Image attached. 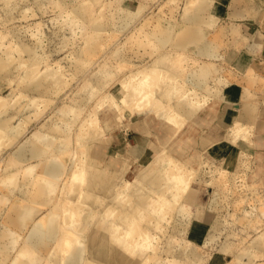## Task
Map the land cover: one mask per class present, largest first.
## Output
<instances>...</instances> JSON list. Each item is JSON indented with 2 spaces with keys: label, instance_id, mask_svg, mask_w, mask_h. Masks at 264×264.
I'll use <instances>...</instances> for the list:
<instances>
[{
  "label": "rangeland",
  "instance_id": "obj_1",
  "mask_svg": "<svg viewBox=\"0 0 264 264\" xmlns=\"http://www.w3.org/2000/svg\"><path fill=\"white\" fill-rule=\"evenodd\" d=\"M83 1L84 0H0V57L6 54L5 50L7 45L9 46L10 44L11 46L12 44L13 47L19 46L22 43H27L32 47V55L34 57L33 59L38 60V63L33 67L20 64L22 60L19 58V53L15 51L14 53L17 57L14 61L11 62L10 66L8 67V74L6 75L4 72H0V118L6 117L8 115V112L12 109H20V106L22 107V112H20V114L13 119V123L17 124L22 116L26 115L28 117L26 121L27 124L24 123V132L18 137L19 140L16 138L14 141L10 142L11 144L9 143L7 146L4 144V142L2 145H0V178L2 179L4 178V174H6V172H16L19 168V165L13 161H17V158L14 154L16 149L20 146L26 145L32 139L33 141H36L38 143L39 140H37L36 136L34 135L35 131H38L39 135H37V137L39 138L43 137L45 133L47 134V127L45 128V125H43V123L47 125L59 123L62 125V127L68 129L71 127V129H69L71 130V132L69 131L71 137L70 140H68L69 149L70 151H72L73 149L79 150L80 148V150H82V147H80L79 144L81 143V141H78V135L81 131L80 129H82V126H80L81 117L79 116V119L76 123L73 122L74 126L69 121L67 122V125L64 124L65 126H63V117L62 115H60V113H58L61 107H63L67 103L73 105L77 98L79 99L85 94V96L91 98L89 99L88 104L84 106L87 109H83L82 115L80 113V115L84 117L85 113L94 108V103H96L95 98L98 99V95H100V92L102 93V91L98 88H93L95 91L97 90L96 93L93 89V91L89 90L90 92H88V89L91 86L88 84L90 86L88 87L86 84L89 82L91 83L89 77H91V75H94L92 73L102 72L104 68L111 71L112 76L108 75V78H106L109 81V83L106 81L108 83L106 85H108L109 88H104V91H107L112 89L119 82V79H123L122 77L126 76V74L130 72L129 70L139 68L142 65L144 66L146 64H149L152 59H154L159 54L166 52V50L172 51L171 47H164L162 45H159V43L155 42L154 39L149 38V36L147 35L148 32H150L151 30L155 31L164 25H168V28L171 29L173 25L174 30L172 31L175 32L174 35H180L182 28L180 31L178 27H181L182 25L184 27L188 19V13H190L191 11H195L193 9V4L199 2L197 0L195 2H193L194 0H100V2H98V0H94V3H92L90 2V0H85L86 2L90 3V10L91 12L93 11L92 15L88 19V17L83 18L75 12V9L81 6ZM250 1L255 3L256 5H264V0ZM211 3L213 5L212 10H216L214 11L216 16L215 14L211 16H215L214 19L217 20L215 22V20H212L213 17L210 16L211 22H215V25L214 23H209L210 25L208 24L207 26V23H205L202 26L203 29L202 27L201 29L203 30L202 34L205 35L204 38H207L208 36H213L214 33H216L215 35L218 36L217 32H220L221 30L223 31H221V35L219 34V40L217 39L218 45L216 44V40L213 42L215 43L213 44V47H216L214 56L211 57L212 60H210V57L201 54V51L198 50V47L195 44H187V50H184V65L188 66L186 68L187 73L195 72L198 69H203V66L208 65V67H210L212 70L207 76V80L209 82H212V79L216 76V74H219L221 78H227L230 83L228 81H225V84L223 83L218 85L220 86L222 92V98H226V93H229L234 89L237 90L239 89V87L241 88L240 92L242 94V99L240 103L244 104L248 101L250 105L248 109V115L249 117L252 116L251 119L254 116V118L248 123H242L244 126L247 127V129L244 130L249 133L250 137L248 139L241 138L239 140H233V130L236 126H238L235 123V119L237 118V116L235 115L236 117H233L232 121L227 124L226 131L223 134L224 139L232 141L238 146H240L241 141L244 143V147L241 149V154H239L236 161L234 160L230 164H227L226 162H217L218 169L214 168L213 173L207 169L204 170L201 179L205 181V184L202 185L203 187L198 190L199 192L197 193L199 194L200 199L196 203L194 202L192 204V209L186 210L184 212L178 211V208L185 204V199L182 197V194L186 188V182L182 183L181 186L177 188V190L174 189L175 191L169 194L170 199L173 201V203L175 202V207H169L165 210H161L160 212H158L159 214L165 215V219H163L164 221L155 228V232L153 233L154 235L151 237L152 247L147 250V252H150L152 255H154L150 258H146L147 261L145 259V264H156V262L158 261L161 262V260L167 261L170 259H173L175 261L174 264H213L214 260H216V264H235L236 262H238L239 264H264V210H262L264 209V172L257 165H253V162L251 161L245 149V143L247 141H251V138L255 133L256 119H258L259 121L262 116L261 111L264 109V59L254 60L253 57L250 56V53H247L244 50L240 51V48L243 47V45L241 44H244V42L242 43V41L245 40V45L247 46L251 44L248 47L250 48L249 50L252 52V49L256 47L254 43L257 41L258 44H255L259 46V44H261L259 43L261 42V40L263 41L262 43H264V37L260 33L257 34L258 36L256 34L246 35L244 33L240 22L237 21L240 17H233L230 14V10L234 5V0H211ZM214 3L216 7H214ZM196 6H194V8ZM127 7L136 8V10L140 8V10H138V12H140H137L136 15H133V18L130 19L129 23L124 22L127 18L124 15L130 14L127 13ZM257 14L258 10L252 9V11L250 10L247 13L246 18L256 16ZM210 17L208 16L207 20ZM241 19H244V17ZM102 20L104 22H102ZM101 23L105 24L107 30L104 32V36H107V33H109L108 37H106L107 44H105V48L103 46V50L98 51H101L100 54L98 53L92 57H88L89 59L86 58L84 62L81 61L82 64H78V61L74 58V50L81 48L83 45H85V42L88 38L87 35L89 36L90 34H93L95 28L98 27L97 24L101 25ZM230 23L235 25L237 24L235 30H237L238 26L239 28L241 26L240 31H235L238 32L235 33L232 30V25H230ZM169 24L171 27L169 26ZM211 24L213 25V27ZM227 24L229 25V27L227 26ZM220 27L223 28L219 30ZM177 32H180V34H178ZM224 32H227L228 34L226 33L223 36ZM240 32L242 33L241 35L245 36L238 35ZM221 37H224V41L221 40ZM257 37L262 38L256 40ZM227 40L230 41L228 42ZM218 41L222 42L219 43ZM138 49L141 52H139ZM180 52H183V50H181ZM178 53V49H175L172 51L170 57L175 58L179 56ZM121 54L125 56V59H122L123 57L120 58ZM23 57L25 60H30V56L27 53H24ZM245 57H247V59ZM28 60L27 62H29ZM75 60L77 61L78 66L80 65L79 67H81L80 69L83 74L81 73V71L76 76L72 74L71 67L75 68ZM253 63H255L257 66L255 64L252 65ZM59 64L63 65L64 72L67 71L68 80L60 87L59 90L52 89L51 92L48 93L46 96H44L43 98L40 97L38 102H36V105L33 104V102L31 101V96L33 94L27 91L26 89L28 87L32 88L33 84L35 83V80L33 81L31 78L22 77V74L29 71H33L40 74L41 72L45 71L46 67L58 66ZM99 69L102 71H99ZM112 77H114V79ZM117 78L118 80H116ZM170 78L171 75L166 76L162 79V83H166V81H168ZM86 79L90 81L86 82ZM110 79L112 80V82ZM231 82L233 84H231ZM229 85L233 87V89ZM221 87H223V89ZM83 88H86V90ZM94 95H96V97ZM73 100L74 102L72 103ZM89 107H91L92 109ZM236 109L239 112L238 107H236ZM240 109H244V107L241 106ZM138 118L139 117H135L133 118V120H137ZM153 120V124L155 126H158V124L156 123V120L158 119L153 117ZM251 121L252 123L250 124ZM126 122H128V120ZM42 125L44 128L42 127ZM128 127L125 126V123L118 124L115 122L111 125L110 129L108 130L109 134L107 133L105 135V137L109 138L110 144H112V152L111 149L109 151V153H111L108 159L109 163L112 161L113 154L116 152L118 141L120 139L121 141H126L123 144L124 147L122 148V151H120V153H117V156H120L122 161H127V163L129 162V164L125 166L123 175L119 180L121 183L127 181L131 183V188L127 189V192H129L130 195L126 194L127 196H123V201L121 200L123 204L120 202L124 206L132 205L131 203L134 198V189L136 185H138L137 183L139 182V179L133 178V176L142 168V165L137 163V161L131 162L133 161L132 158H128V149L130 148H135L137 152H142L138 147H136L138 140H140L141 138V132L137 129H131V127ZM208 129L209 127L207 126L203 127L193 125L186 129L185 134H183L181 131L180 133H176L169 141L170 144L175 141V143H179L180 138L178 137H186V142L184 143L187 147L189 145L190 146L188 149H185V151H183L182 148H176L173 145V148H171V150L174 149L175 152L179 153L178 159H180L184 163H187L185 159L193 154L194 162H191L193 164L191 165V167L194 166L195 169H199V165L201 166V163L203 161L202 156L204 155V151L202 152L201 150V154L198 157L197 154H199L200 152L197 153V151H199L200 149L198 150V144L196 145V142L198 141L199 133H204V131H207ZM244 130H238L237 132L240 135H243V137H245L246 132ZM62 138L63 136L61 135H58L56 139L54 138L53 143L50 145L51 149H49L46 154L47 156H41V158H38L39 160L37 158L32 159L33 163L38 162V164L35 166V168L37 167L35 172H39L41 166L44 163H48L47 161L49 158L58 159L57 155L60 152L58 151V149L61 148V145H63ZM145 138L146 141H148V138H151L154 143H156V145H153L154 151H148L147 154L143 156L142 160L144 161V163L148 162V160H151L152 158H155L156 155L163 150V147L158 145V139L154 133L150 134L148 138ZM78 154L71 155V153H69L65 155V158H67L68 163H66L67 171L70 170L72 164L75 165L77 162H79L78 160L81 159L80 157L83 156L81 152ZM246 160L249 161L247 162V164L244 162ZM174 171L175 173L172 171L171 174L173 178L176 175V170ZM19 174L21 176H19ZM17 177L19 178L18 181H16V185L15 183L11 186L9 185V188H7V190L6 186L8 185V180L7 183L4 184L5 186L0 180L2 182H0V192L5 191V193L9 196L8 199L10 198L9 200L7 199V197L6 199L0 198L2 202V199H4L5 201H9H7V203H5V201L3 203L0 202L2 203V212L0 214V230L4 227V218L12 211L14 206L18 207L19 204L21 208L22 205H24L25 208H21L24 213L29 211L28 207H30L31 211L33 210L34 212L33 214L27 217H21L24 219H22L21 222L23 223V221H26L24 222L26 223V225L23 226V223L21 225V228L23 229L21 230L14 229V232H17L16 235H13V237L8 235L10 239H7L8 236L7 238H0L3 245H6L8 243V240L10 241L12 238V240H14L13 243L16 242L14 243V247V245L12 246V241H10L11 244L9 242L7 245L11 246H7L6 248L8 249H6L0 241V264H12V259H14L15 255L18 256L23 250V248L26 249V246L29 248V245L26 242V237L33 229L36 220L41 218L40 216H44L46 212H48L47 210H49V204L41 205V203H31L29 201H22L21 199L19 201V197L17 196V194L20 196L19 188L21 183H23L24 181V173L18 172ZM57 178L54 179V182L58 183L55 184L54 192L51 193V197L52 199H54L53 201L57 200V198H60L61 196H65V192H70L73 190L71 186L68 190L69 183L70 185H72V183L69 182V180L71 179L70 173H65L61 178ZM56 179L59 181H56ZM64 184H67L68 186H64ZM10 187L13 190H11ZM63 187H65V191L61 192L60 189L62 190ZM143 187H145V189L147 190L150 189L148 188L150 187V185L148 184ZM84 192L85 195L83 193V197L87 196V191L85 190ZM6 194L5 196H7ZM214 194L217 196V207L215 210L207 211L206 207L209 205V200L211 197H213ZM151 197H153L152 194ZM81 203H83L81 202V200L80 202L77 200L75 203H73L74 205H70L72 206V211L69 207V211H71L70 213L67 209L68 207L66 206V208L63 206L64 208H61L60 210L61 212H63H60V220L62 221L63 219L67 218L69 219L68 221L71 222L73 219L79 216L77 219L79 221L83 214H87L86 205L88 204H83L82 206ZM110 204L104 205L102 209L105 210V208H108L109 205L110 207L108 208V210H111L112 208L116 207V205L123 207L121 204L117 203ZM31 207H34V209H32ZM75 207H82L84 210H81L82 208L77 209L80 210L78 212L76 209H74ZM65 208L68 214L64 213V211H66ZM116 211L117 210H114L113 212L112 210L113 213L110 211L111 215L109 213V217L107 219L111 221V219L114 220L122 218L121 215L123 216L122 213H124V211ZM127 211L128 210H126L124 213V216L126 215V218H124L129 219V221H131L129 222L130 224L127 227L134 233L136 232V224L132 223L134 222L133 220H135V222H139L140 220L144 219H142V215H140L141 218L136 217L134 219V216L130 217L131 215H133V213H130V215L129 211ZM148 211L149 212L146 213L145 211L143 212L144 214H149L151 212L153 213L155 210L148 209ZM201 211H203V213L201 214V216H198V213ZM63 214H66L67 217L66 215L64 218L61 217ZM137 214L139 215L138 212ZM217 217H219L218 220L220 221V228L219 230L214 232L211 225L213 220ZM137 218L140 220H137ZM149 221L151 222V219L147 218L144 222H146L147 225H151ZM199 221H203L207 225V231L204 235L201 234L202 232L199 231V229H197L198 226L193 227V225L199 223ZM179 222L183 223V225H180V228L176 229L175 226ZM69 227L70 225L68 224L64 225L61 228L60 234L63 235L64 232L66 233V235L67 233L72 234L71 229L70 231L68 229ZM173 227L175 229H173ZM192 228L197 229L198 232H201L199 233L200 236L195 237V235H192ZM140 235L139 233H137V235H132L130 237L131 242H137V239L140 238ZM14 237L17 238L16 241ZM84 237L86 236H84L83 232L81 234H78L76 240L82 242L81 244L84 245ZM76 240L70 238L65 242L62 241L61 238H59L57 241H59L61 244L59 245V242H57L58 244L55 243V245L57 244V251H60L62 248L63 251L65 248H68L67 246H69L70 244L73 245ZM225 242L228 243V247L226 249H222ZM168 243H172L175 250L179 249L182 251L181 258H174V252L167 253L164 251V248ZM111 246L109 245V247H105L104 250L107 252H111L114 249L111 248ZM192 248H195L197 250V258L195 259L187 256V254ZM62 251L60 252L62 253ZM68 254L64 256L62 264L65 263ZM241 254H243V258H240ZM33 260L35 264L52 263V261L50 262L51 259H49V257L41 255V253H37V255L34 256Z\"/></svg>",
  "mask_w": 264,
  "mask_h": 264
},
{
  "label": "bare ground",
  "instance_id": "obj_2",
  "mask_svg": "<svg viewBox=\"0 0 264 264\" xmlns=\"http://www.w3.org/2000/svg\"><path fill=\"white\" fill-rule=\"evenodd\" d=\"M195 1L196 0H194L193 2ZM197 1H199L196 3L197 6L195 3L194 4L192 3L193 9L195 11L194 12L191 11L190 12L191 14L188 13L187 21L184 20L186 21V24L184 23L185 24L184 27L183 25L181 27H178L180 31L182 28L181 34L180 32H177L180 35L178 36H176L177 34L174 35L175 32L172 31L174 30L172 24H171L172 25L171 29L168 28V25H164L165 27L162 26L161 28L155 31L151 30L147 34L149 38L154 39V41L159 43V45H162L164 47L166 46L171 47L172 51L178 49L179 56L175 58L170 57L172 51L166 50V52L161 53L158 56H156L154 59H152V61L149 64H146L144 66L142 65L139 68L129 70L130 72L127 73L126 76H123L122 77L123 79L121 80L119 79V82L112 89L107 91H104V88L108 87V85L106 84H108L109 81L106 78H108V75L112 76L111 71L105 68L103 69V71L99 69V71L102 72L92 73L94 75L93 76L91 75V77H89L91 83L89 82L90 80L88 81L89 78L86 79L87 80L86 82H89L86 85L88 87L91 86L89 89L87 88L88 92H90L89 90H92L93 88L94 89L98 88L99 90L102 91V93L100 92V95H98V99L95 98L96 103H94L95 104L93 108L94 110L91 107H89L92 110L85 113L84 117L81 116L83 113V109L85 108L84 106L88 104V101L91 98L85 96V94L81 96L79 99L77 98V100L73 105L67 103L68 105L65 104L63 107H61L58 113H60V115H62L63 117V118L61 117L63 119V126L67 125L68 121L71 122L73 125V122L76 123L79 119V116L81 117L80 126H82L81 127L82 129H80L81 131L78 135V141H81V143L79 144L80 147H82V150H80L81 148L79 150L75 148L76 150L73 149L72 150L73 152L70 151L68 140H70L71 137L70 135L71 130H69L71 129V127L69 129L64 128L62 127L61 124L53 123V122H52L53 124L51 125H47L43 123V125H45V128L47 127L46 129L48 130L47 134L45 133L43 137L41 138L37 137V135H39L38 131H35V133L33 132L37 140H39L38 143L36 141H33L32 139L26 145L20 146L16 149L14 154L17 158L16 159L17 161L15 160L13 161L19 165V168L17 169L16 172L15 171L6 172V174H4L5 175L4 178L3 179L0 178V180L3 183L1 181L0 182L4 185L7 183L8 180V185L6 186V190H7V188H9L8 187L9 185L11 186L14 183L16 185V181H18L19 178L17 177L18 172L24 173V181L23 183H21L19 188L20 196L17 194V196L19 197L18 198L19 201L21 199L22 201L23 200L29 201L31 203L32 202L33 203L37 202V204L41 203V205L49 204V210H47L48 212H46L44 216H40L41 218L36 220L34 227L30 231L29 235L27 237L25 236L27 238L26 242L29 245V248L26 246L27 245L26 244L25 245L26 249L23 248L22 250L23 252L21 251L22 253L19 251L20 254L19 255L17 254L18 256L15 255L14 259H12L13 260L12 264H35V262H33L34 261L33 259L34 256L37 255V253H41V255H45L46 257H49V259H51L50 262L52 261V263L50 264L53 263L62 264V260L64 256H66V254L68 253L69 254L64 264H145L144 263L145 259L148 257L150 258L154 255V254L152 255L150 252H147V250H149L152 247L151 237L154 235L153 233L155 232L156 226L162 223L164 221L163 219H165L164 217L165 215L159 214L158 212H160L161 210H165L169 207L171 208L175 207L174 204L175 202L173 203V201L169 197L170 196L169 194L173 193L175 191L174 189L177 190V188H179L181 184L184 182H186V188L183 191L182 197L185 199L184 201L185 204L182 205L180 208H178V211L184 212L186 210L192 209V204L194 202L196 203L200 199V196L197 193L199 192L198 190L201 189L203 187L202 185L205 184V181L201 179L204 170L207 169L213 173L214 168L218 169L217 168L218 163L215 160H213L211 156L208 155L206 150L216 140L224 138V134H222L223 135L222 137H218V136L216 137L206 130L204 131V133L201 134L199 133V138L198 141L196 142V145L198 144L197 145L198 150L200 149L199 151H197V153L200 152L199 154H197L198 157L201 154V150L202 152L203 150H205L203 152L204 155L202 156L203 161L201 163V166L199 165V169H195L194 166L191 167V165H193L191 162H194L193 154L188 158H186L185 160L187 161V163H184L180 159H178L179 153L175 152L174 149L171 150V148H173V145L176 148H182L183 151H185V149H188L190 145L187 144L189 145L187 147L184 143L186 142V137H178L180 138L179 143H175L176 142L175 141L170 144L169 141L172 139V137L176 133H180V131L183 134H185L186 129L193 125L203 126V127L207 126L210 128L209 119L207 116L206 117L203 116V112H205L206 109L212 107L213 104L219 101L232 103L239 109V112L236 115L237 118L235 119V123L238 126L234 128L232 133L234 135L233 140L235 141L241 138L248 139L250 137L249 133L244 130L247 129V127L244 126L242 123L245 122L248 123L250 120L254 118V116L251 119L252 116L249 117L248 115L249 113L248 109L250 106L248 101L245 102L244 104L240 103L242 99V94L240 92L241 88L239 87V89L237 90L234 89L233 91L230 90L231 92L226 93V98H222L221 97L222 92L220 86L218 85L223 84L225 81H228L227 78L225 79L221 78L219 74H216V76L212 79V82H209L207 80L208 79L207 76L210 74L212 70L210 67H208V65L203 66L204 67L203 69H198L195 72L187 73L186 68L188 66L184 65V60H185L184 50L187 48V44H195L198 47V50L201 51L202 55L208 56L210 57L209 59L212 60L211 57L214 56L215 48H216L213 47V44H215L213 42L216 40V44H217V39L219 40L220 38L219 34L220 33L222 34L223 32L221 30L222 32L221 31L217 32L218 36L215 35L216 33H214L213 36H208V37L206 36L207 38H204L205 35L202 34L203 33L202 26L205 23H207L206 24L207 26L209 23L212 24L214 23L215 25L217 19L216 20L214 19V17L216 16L214 11L216 10L214 11L212 10L213 5L211 3V0H197ZM90 2L94 3V0H90ZM98 2H100V0H98ZM254 5L255 4L249 0H234V5L230 10V14L233 17L234 16L240 18L246 17L247 13L250 10H252ZM194 6L196 7L194 8ZM214 7H216L215 3H214ZM90 9H91L90 3L84 0L82 2V5L75 9V12L83 18L88 17L89 19L93 12V11L91 12ZM127 9H128L127 13L130 14L124 15L125 17H127L125 19L126 21L124 22L129 23L130 19L133 18V15L137 14L140 8L136 10V8L127 7ZM213 14H215V16H211ZM208 16L213 17L212 20H215V22L213 21L211 22V17L208 18L207 20ZM102 22L104 21L102 20ZM230 25H232V30L234 32L240 31L241 26L240 28L238 26L239 30L238 28L237 30H235L237 24L235 25L230 23ZM97 26L98 27L95 28L93 34H90L89 36L87 35L88 38L85 42V45H83L81 48L74 50V58L78 61V64H82V62H84L85 59L88 57H92L98 53L100 54L101 51L100 52L98 51L103 50V46L105 48L106 46L105 44H107L106 37H108L109 33H107V36H104V32L107 31L104 23H101V25L97 24ZM227 26L229 27L228 24ZM223 27H220L219 30L222 29ZM227 32H224L223 36ZM241 34L242 33L240 32L238 35L245 36ZM223 38L221 37V40H223ZM260 38L262 37H257L256 40ZM227 41L229 42L230 40ZM262 42H263L262 40L261 42H259L262 44V45L259 44V46L260 45L264 46L263 45L264 43ZM255 43H257V41ZM255 43L254 45H256L257 47L258 43L257 44ZM181 50H183V52H180ZM15 51L19 53V58L22 60L20 64L33 67L38 63L37 59H33L34 57L32 55V47L29 44L22 43L19 46H13V47L12 44L11 46L9 44V46L7 45L5 50L6 54L0 57V72H4L6 75L8 74V70H7L8 67L10 66L11 62L14 61L15 58L17 57L14 53ZM139 52L141 51L139 50ZM24 53L29 54L30 60L27 59L29 62H27V60L24 59L23 57ZM120 58L125 59V56L121 54ZM245 58L247 59V57ZM77 61L75 62L76 63L75 68L71 67L72 74L75 76L78 75V73H80L81 71L80 69L81 67H79L80 65L78 66ZM254 64L255 63H253L252 65ZM63 70H64L63 65L59 64L58 66L46 67L45 71L41 72L40 74L33 71L25 72L24 74H22V77L31 78L33 81L35 80L33 87L32 88L28 87L26 89L27 91L33 94L31 96L32 97L31 101L33 102V104L36 105L37 104L36 102H38L39 98L40 97L43 98L44 96H46L48 93L51 92L52 89L59 90L60 87L68 80L67 71H65L66 72L65 73ZM168 75H171V78L168 81H166V83H162V79ZM112 78L114 79V77ZM116 80H118V78ZM231 84L233 83L231 82ZM221 88L223 89V87ZM231 88L233 89V87ZM83 89L86 90V88ZM94 92L96 93L97 90L96 91L94 90ZM96 95L94 96L96 97ZM73 102L74 100L72 101V103ZM241 106H243L244 109H240ZM21 108L22 107L20 106V109L18 108L12 109L11 111L8 112V115L6 117L0 118V143L2 142L0 145H2L4 142V144L7 146L10 142L14 141L16 138L18 139V137L22 135V133L24 132L23 130L25 129L24 125L27 124L26 121L28 119L26 115L22 116L17 124L13 123V119L16 116H18L20 112H22ZM236 116L233 117L235 118ZM135 117L136 118L139 117V118L137 120H133V118ZM153 117L158 119L156 120L158 126H155L153 124L154 123ZM127 120L128 122H126ZM115 122L118 124L125 123L126 127L129 126L131 127V129L134 128L139 130L145 135L144 137L147 138L150 136V134L154 133L157 136L158 145L163 147V150L159 152L155 158H152L151 160H148V162L145 163L142 160L143 158H141L142 152H137L135 148L128 149V154H129L128 158H132L133 160L131 162L137 161V163L142 165L141 170L133 176V178L139 179V182L137 183L138 185H136L135 189L133 188L134 198L131 203L132 205L130 206L122 205L123 203L121 202V200L123 196H125L126 194L130 195V193L127 192V189L131 188V183H129L128 181L121 183L119 181L123 175L125 166H127L129 162L127 163V161H122L121 157L117 156L118 153L117 151L113 154L112 161L110 163L108 162L109 156L111 154L109 153V151L111 148H110L109 138L105 137V135L108 133V130L110 129L111 125ZM251 123L252 121L250 122V124ZM256 127H258V119H256ZM238 130H244L246 132L245 137H243V135H240L237 132ZM58 135L63 136L62 138L63 145H61V148L58 149V151H60L57 155L58 159L49 158L47 161L48 163H44L39 169V172H35L37 169V167L35 168V166L38 164V162L33 163L32 159H36V158L38 159L41 158V156H45L48 150L51 149L50 145L53 143L54 138L56 139ZM5 142L8 143L6 144ZM243 147H244V143L241 141L240 148ZM80 152L83 156L80 157L81 159L78 160L79 162H77L75 165L72 164L70 170L67 171V165H66L67 158H65V155L69 153H71V155L72 154L77 155ZM232 161L234 160H231V162ZM244 162L247 164V162L249 161L246 160ZM174 170H176V175L173 178L171 174L172 171L175 173ZM65 173L71 174V179L69 180V182H71L72 185H70V183L68 182L69 186L67 184H64V186L67 185L68 190L71 186L73 190L69 192L66 189L67 192H65L66 193L64 194L65 196L62 197L60 194L61 197L53 201L54 199H52L51 193L54 192L55 184L58 183V182H54L55 181L54 179L57 177L61 178ZM19 176L21 175L19 174ZM57 179L56 181H59ZM146 184L150 185V187H148L150 188L149 190L143 187ZM10 189L13 190L11 187ZM85 190L87 191L86 192L87 196L83 197L85 195L84 192ZM60 191L64 192L65 187H63L62 190L60 189ZM0 193H1L0 198L6 199L7 197L8 199L9 196L5 193V191H2ZM4 193L7 196H5ZM151 194L153 195V197H151ZM216 197L217 196L214 194L213 197L210 198L209 205L206 207L207 211H212L216 209L217 207L216 203L218 202ZM4 199H2L3 202L5 201ZM77 200L79 202L80 200L81 202H83L81 203L82 206L83 204L84 205L88 204L86 205L87 214L85 215L83 214V216H81L79 221L77 220L79 217L78 216L77 218L73 219L71 222L68 221L69 219L67 218L63 219L64 221L62 220L63 221L62 222L60 220V214L63 213L60 211L61 208L67 206L68 208L67 207L66 208L68 209V211L70 208L72 211V206L70 205L75 203ZM7 201H5V203H7ZM0 202L2 201L0 200ZM2 203H0V214L2 212L1 211ZM110 203L121 204L123 207L116 205V207L112 208L111 210H108V208L111 205ZM107 204H110L109 207L105 208V210L102 209V207ZM22 207H24V205H22ZM21 208L19 204L18 207L14 206L12 211L4 218L5 223H3L4 227L0 230V238L3 237L7 238L8 235L13 237V235H16L17 233L14 232L15 231L14 229H20V230L23 229L21 228V225L26 221H23L22 223L21 222L22 219L25 216L27 217L33 214L34 211L33 210L31 211L30 207H28L29 211L24 213L23 210H21ZM81 208L75 207L74 209L77 210ZM32 209H34V207ZM148 209L149 210L154 209L155 213L154 212L152 213L150 211L151 213L144 214L143 211H145V213L149 212ZM81 210L84 209L82 208ZM112 210L113 212L114 210H117L116 212H118V210L119 211L123 210L124 213L126 210H128L129 214L133 213V215L130 214L131 216L128 214L130 217L134 216L133 218L135 219L136 217L141 218L140 215H142L143 216L142 219L144 220H140L138 218L137 220H140L139 222H135V220H133L134 222L132 223L136 224L135 226L136 232L133 233L127 227L130 224L129 222L131 221H129V219H125L126 215L124 216V213L121 212L123 214V216L121 215L122 218L119 219L113 218L114 220L111 219V221L107 219L109 217L108 214L110 213V211L112 212ZM71 211H69V213ZM77 211L79 212L80 210ZM137 212L139 213V215L137 214ZM64 213H67V210L64 211ZM202 213L203 211L199 212L198 216H201ZM63 215L61 217L64 218L66 214ZM147 218L151 219V222L150 221L149 222L151 223L152 226L146 224V222L148 221L144 222ZM218 219L219 217L214 219L211 225L214 232H216L220 228V221ZM67 224L70 225L68 229L69 231L71 229L72 234L67 233L66 235V233L64 232V234L61 235L60 234L61 228ZM24 225H26V223H24L23 226ZM180 225H183V223L180 222L177 223L175 226L176 229H179ZM173 229L175 228L173 227ZM83 232H84V236H86L84 237V243H85L84 245L81 244L82 242L76 240L78 234H81ZM137 233H139V235L141 234L140 238L137 239L138 240L137 242L132 243L130 237L132 235H137ZM9 236L7 239H10ZM59 238H61V240L65 242L66 240L72 238L73 240L75 239L76 242L73 243V245L70 244L69 246H67L68 248H65L63 251L62 248L60 250L62 251L61 253L59 250L57 251V246H56L58 244L57 242H59L57 241ZM12 239L10 241H12L13 243L14 240ZM14 239L15 241L17 240V238L15 237ZM10 241L8 240V243ZM14 243L12 244V246L14 245ZM55 243L57 244L55 245ZM7 244L3 245L2 243V245L5 248L7 246H11ZM60 244L61 243L59 242V245ZM109 245L110 246L112 245L111 248H114L111 252H107L104 250L105 247L107 246L109 247ZM227 247H228V243L225 242L222 249H226ZM164 251L167 253L174 252V258H181L182 256L181 253L182 251L179 249L175 250L172 243H168L165 246ZM187 256L194 259L197 258V250L195 248H192L187 254ZM240 258H243V254L240 255ZM174 263L175 261L173 259L167 261L161 260V262L160 261L156 262V264H174ZM213 264H216V260H214ZM235 264H239V263L236 262Z\"/></svg>",
  "mask_w": 264,
  "mask_h": 264
},
{
  "label": "crops",
  "instance_id": "obj_3",
  "mask_svg": "<svg viewBox=\"0 0 264 264\" xmlns=\"http://www.w3.org/2000/svg\"><path fill=\"white\" fill-rule=\"evenodd\" d=\"M252 9L258 10V14L256 16L248 18L244 17V19L239 18L237 21L241 23L242 29L246 35L260 33L264 37V5L255 4ZM243 42L244 44H241L243 45V47L240 48V51L244 50L247 53H250V56L253 57L254 60L264 59L263 46H257L253 49L252 52H250L249 47L245 45V40L242 41V43ZM234 106L232 104L226 103L225 101H219L213 104L212 107L206 109V111L203 112V116H207L210 122V128L207 131H209L216 137H222V134L226 131L227 124H229L232 121L233 116L237 115L238 113V110ZM261 114L262 116L258 121V127H256L252 140L245 143V149L251 161L253 162V165H257L264 172V109L261 111ZM144 136L145 135L141 132V138L136 144V147H138L142 151L141 158H143V156H145L148 151H154L153 145H156V143H154L151 138H148V141H146V138ZM125 142V140L121 141V139L118 141L116 149L118 153L122 151V146L124 147L123 144ZM110 148L112 152V144H110ZM241 149L242 148H240V146H238L237 144L221 138L210 145L206 151L208 155L211 156L212 159L216 162H226L227 164H230L229 162H231V160H237ZM197 226V229H199V231H201L202 233L198 232L197 229L192 228V235H195V237L200 236L199 233L204 235L207 231L206 223L203 221H199V223L193 225V227Z\"/></svg>",
  "mask_w": 264,
  "mask_h": 264
}]
</instances>
